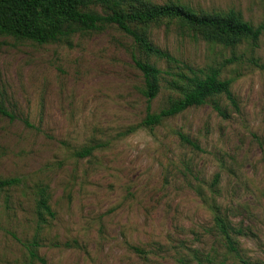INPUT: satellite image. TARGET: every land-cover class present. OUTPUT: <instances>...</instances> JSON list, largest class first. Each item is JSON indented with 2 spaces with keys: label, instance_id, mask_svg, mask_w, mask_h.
Masks as SVG:
<instances>
[{
  "label": "rangeland",
  "instance_id": "374dc122",
  "mask_svg": "<svg viewBox=\"0 0 264 264\" xmlns=\"http://www.w3.org/2000/svg\"><path fill=\"white\" fill-rule=\"evenodd\" d=\"M147 2L264 23V0ZM130 27L175 63L113 25L45 45L0 37V181L18 180L0 190V264H264V37L225 48L177 19ZM132 56L162 72L150 113L178 96L169 73L188 68H221L236 107L214 97L141 127ZM41 196L53 217L40 223Z\"/></svg>",
  "mask_w": 264,
  "mask_h": 264
},
{
  "label": "trees",
  "instance_id": "16d2710c",
  "mask_svg": "<svg viewBox=\"0 0 264 264\" xmlns=\"http://www.w3.org/2000/svg\"><path fill=\"white\" fill-rule=\"evenodd\" d=\"M137 4L138 7H133ZM98 5L102 14L96 13L92 7ZM130 7H127V6ZM124 10L123 8H126ZM162 19H177L190 28L201 30L204 40L223 45L225 48L235 46L241 39L256 44L264 37V23L253 26L243 22L236 14L228 13L220 16L196 15L189 9L179 5L155 6L147 0H0V37L9 36L15 39L28 40L38 45L54 43L75 32H90L113 25L125 35L132 38L145 54L168 63L175 60L167 53L151 45L146 38L133 30L131 24L145 25ZM135 68L141 73L144 87L141 90L146 100V114L141 127L152 130L164 120L175 117L190 108L201 107L214 97H224L235 108L236 102L230 92V79H221V68L186 69L187 72L169 73L174 78L167 81L168 89L176 93L177 98L158 113H150V102L157 96L162 72L155 66L136 59L132 56ZM213 109L218 115L225 117L217 104ZM0 115L7 116L1 102ZM181 141L196 149L197 146L183 135ZM81 156L88 151L80 153ZM218 176L215 181L217 182ZM16 179L0 181V190L17 184ZM39 222H44L43 215L53 217L46 198L41 196L37 202ZM217 229L225 238L231 251L233 243L229 238L227 227L222 219H214ZM37 243L30 245L29 257L38 258L34 248Z\"/></svg>",
  "mask_w": 264,
  "mask_h": 264
}]
</instances>
